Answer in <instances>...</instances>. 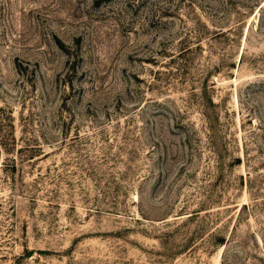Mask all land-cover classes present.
<instances>
[{
	"label": "rangeland",
	"instance_id": "rangeland-1",
	"mask_svg": "<svg viewBox=\"0 0 264 264\" xmlns=\"http://www.w3.org/2000/svg\"><path fill=\"white\" fill-rule=\"evenodd\" d=\"M0 264H264V0H0Z\"/></svg>",
	"mask_w": 264,
	"mask_h": 264
}]
</instances>
